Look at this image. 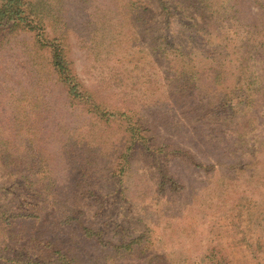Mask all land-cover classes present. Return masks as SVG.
Wrapping results in <instances>:
<instances>
[{"label": "rangeland", "instance_id": "374dc122", "mask_svg": "<svg viewBox=\"0 0 264 264\" xmlns=\"http://www.w3.org/2000/svg\"><path fill=\"white\" fill-rule=\"evenodd\" d=\"M60 16L46 37L62 38L82 101L32 32L0 31V212L37 197L76 209L106 240L142 236L161 264H264V47L249 62L251 109L222 108V123L233 80H212L264 26V0H63ZM193 30L203 42L176 38ZM171 38L188 48L183 64ZM182 66L196 68L188 84V72L176 82ZM44 256L0 222V264Z\"/></svg>", "mask_w": 264, "mask_h": 264}, {"label": "trees", "instance_id": "16d2710c", "mask_svg": "<svg viewBox=\"0 0 264 264\" xmlns=\"http://www.w3.org/2000/svg\"><path fill=\"white\" fill-rule=\"evenodd\" d=\"M62 2L63 0H0V31L5 30L10 34H16L19 30L32 32L35 35L34 46L40 52H49L52 68L50 69L55 73L59 83L64 86L68 96L82 101L78 94L80 86L78 87L74 76L72 62L67 58L65 47L62 45V38L54 37L49 41L45 33L46 29L52 26L51 24L57 23L61 18ZM186 31L180 32L176 38L182 39L187 47L194 42H203L200 31H189L188 35H185ZM244 33L246 37L238 45L235 62H231L229 67H223L221 63H217L212 71V80L217 85L233 80L230 86L231 98L224 97L218 105L220 108L218 116L222 123H224L220 117L223 114L222 108H235L237 104L238 111L243 114L253 107L255 91L260 90L259 75L252 70L249 62L253 56V50L258 46L264 47V26L259 29L256 25L253 30L249 29ZM176 38H171L167 42L169 45L167 54L171 53L177 59L176 62L183 64L179 59L186 56L183 53L185 47L181 44L176 45ZM250 45V50L245 51V47ZM181 49L184 51L182 52ZM233 67L234 70H232ZM177 70L173 68V72H176L174 75L176 82L179 76L183 78L187 76V72L190 73L188 80L183 78L188 84L196 68L182 66L179 71ZM193 87L194 85L189 83L187 90L192 92ZM92 108L95 106L93 105ZM95 110L89 113L99 116L101 113ZM128 132L131 138L127 152L136 140L134 131ZM6 164L7 157H5ZM32 202L30 211L5 210V215L0 212V222L4 224L5 236L11 243L33 246L43 252L46 255L44 259L40 258L43 264H161L163 257L150 251V242L143 245V238L140 235L131 238L122 237L115 242L112 241L113 239L106 240L101 231L88 227L81 221V213L76 209L61 211L59 205L50 208L45 205V201L36 206L37 197Z\"/></svg>", "mask_w": 264, "mask_h": 264}]
</instances>
